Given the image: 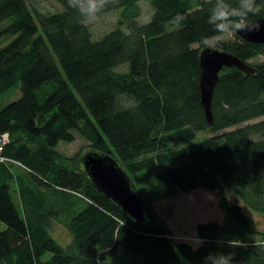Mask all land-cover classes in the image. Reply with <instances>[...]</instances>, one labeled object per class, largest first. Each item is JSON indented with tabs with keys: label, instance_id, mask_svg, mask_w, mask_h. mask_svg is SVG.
<instances>
[{
	"label": "trees",
	"instance_id": "16d2710c",
	"mask_svg": "<svg viewBox=\"0 0 264 264\" xmlns=\"http://www.w3.org/2000/svg\"><path fill=\"white\" fill-rule=\"evenodd\" d=\"M52 1L59 10L41 13L26 0H0V98L20 92L0 108V135H8L0 156L21 165L14 174L18 167L0 162V264H205L210 253L264 264V231L242 209L264 216V45L237 33L220 45L253 74L221 70L209 126L199 55L224 36L208 23L215 0H110L98 13L119 12L117 24L99 38L68 0ZM141 2L151 11L144 23ZM177 14L186 19L176 23ZM202 132L213 135L198 139ZM75 133L132 179L158 169L162 190L149 203L216 192L223 220L197 224L204 243L195 248L173 241L151 210L135 222L95 190L78 157L57 151ZM54 223L66 245L52 236ZM234 239L243 246L231 247Z\"/></svg>",
	"mask_w": 264,
	"mask_h": 264
},
{
	"label": "rangeland",
	"instance_id": "374dc122",
	"mask_svg": "<svg viewBox=\"0 0 264 264\" xmlns=\"http://www.w3.org/2000/svg\"><path fill=\"white\" fill-rule=\"evenodd\" d=\"M26 2L30 8L41 13H52L59 10V6L52 0H26ZM139 8L140 17L138 18V21L144 23L149 19L151 14L148 2L139 3ZM118 17L119 12H111L108 14H99L97 12L95 19L87 23L94 38H99L113 29L117 24ZM231 39L232 36L224 35L207 41L206 44L211 50L221 51L220 45ZM261 61H263V58L257 57L249 61V63L256 64ZM118 70L124 71V67H121ZM45 89L51 90V86H45ZM19 97L20 92L18 90L4 95L0 98V108L17 100ZM212 135L213 134L209 132H202L198 134L197 137L198 139H204L211 137ZM176 145L178 146L177 143ZM57 151L68 158L76 156L80 161L83 160L85 154L95 152V150L91 148V144L83 136H80L77 133L74 135V142L70 144L60 143L57 147ZM157 172L158 169H155L147 175L139 176L134 179H132L128 173L125 174L129 180L134 182V187L138 193L143 196L147 207V211L145 210L146 214L148 215L149 210H151V216L153 215L156 220L162 221L167 229H169L171 232L170 238L173 241L183 242L195 248L192 241L196 239V225L210 221L221 222L224 218V212H222L218 206L217 193L196 190L189 193H180L178 196L160 202L154 201L149 203L148 197H154L156 192L162 190L161 186L155 180ZM223 190L225 191L228 200L232 202L234 199L232 191L225 187ZM242 209L244 213L252 219L254 227L257 230L264 231V216L246 207H242ZM145 219H147V217ZM4 228L5 225L0 223V231ZM51 234L60 244L66 245L69 243V235L62 225L54 223Z\"/></svg>",
	"mask_w": 264,
	"mask_h": 264
},
{
	"label": "water",
	"instance_id": "95a60500",
	"mask_svg": "<svg viewBox=\"0 0 264 264\" xmlns=\"http://www.w3.org/2000/svg\"><path fill=\"white\" fill-rule=\"evenodd\" d=\"M257 22L261 25L260 31L237 32V35L248 43L264 45V20ZM199 66L201 70L200 103L207 124L212 126L211 101L221 70L236 68L246 75H252L253 71L231 53L210 48H205L200 52ZM82 166L92 186L99 194L112 201L135 222L145 220L148 215L143 203L132 190L129 178L113 158L109 155L91 152L84 155Z\"/></svg>",
	"mask_w": 264,
	"mask_h": 264
},
{
	"label": "clouds",
	"instance_id": "9594fccd",
	"mask_svg": "<svg viewBox=\"0 0 264 264\" xmlns=\"http://www.w3.org/2000/svg\"><path fill=\"white\" fill-rule=\"evenodd\" d=\"M110 0H68L69 7L75 8L82 19L92 21L99 10H102ZM264 11V3H257V0H236L235 5L228 0H215V3L208 16V23L213 26L214 31L220 35L232 36L237 32H258L261 25L253 23L250 16L258 15ZM186 18L177 14L176 23H181ZM195 247L204 243L202 239L196 238L192 241ZM231 247H241L240 240H230ZM205 264H233L232 254L227 255L210 253L205 257Z\"/></svg>",
	"mask_w": 264,
	"mask_h": 264
},
{
	"label": "built area",
	"instance_id": "2783aa9c",
	"mask_svg": "<svg viewBox=\"0 0 264 264\" xmlns=\"http://www.w3.org/2000/svg\"><path fill=\"white\" fill-rule=\"evenodd\" d=\"M8 142V135L7 134H1L0 135V153H1V150L3 148V146ZM0 162L1 163H11L13 164L14 166H18L20 167L21 165L16 163V162H13V161H9L3 157L0 156Z\"/></svg>",
	"mask_w": 264,
	"mask_h": 264
},
{
	"label": "crops",
	"instance_id": "0c3cea01",
	"mask_svg": "<svg viewBox=\"0 0 264 264\" xmlns=\"http://www.w3.org/2000/svg\"><path fill=\"white\" fill-rule=\"evenodd\" d=\"M13 173L14 174H16V173H20V170H19V168H13ZM15 201L17 202V204H19V202H18V200H17V198L15 197ZM223 216H224V214H223ZM223 220V219H222ZM169 230V229H168Z\"/></svg>",
	"mask_w": 264,
	"mask_h": 264
}]
</instances>
